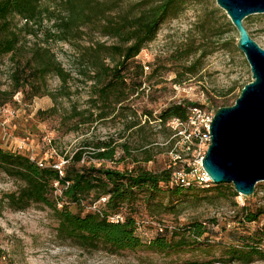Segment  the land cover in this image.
Listing matches in <instances>:
<instances>
[{
  "label": "trees",
  "instance_id": "1",
  "mask_svg": "<svg viewBox=\"0 0 264 264\" xmlns=\"http://www.w3.org/2000/svg\"><path fill=\"white\" fill-rule=\"evenodd\" d=\"M184 1L139 0L122 8L123 0H0V57L10 54L13 62L10 74L13 89L11 92L0 91V94L11 98L13 92L28 87L35 89L33 95L46 94L56 102V95L47 88L46 77L57 76L65 84L71 76L51 51L49 42H68L76 51L74 59L79 66V80L90 83L88 106L79 108L74 105L69 117L64 119L66 122L75 119L71 129L78 131L105 120L113 112L114 117L123 122L120 138L126 137L124 141L113 137H86L72 154L65 155V162L59 169L42 162L39 165L27 155L0 147V172L18 182L15 190L2 196L9 208L21 210L33 203L47 206L57 222L56 236L74 242L83 250L105 247L113 251L146 248L167 252L182 247L186 239L191 240L188 244H201L204 235L212 232L206 222L192 221L171 230L159 228L160 233L147 242L137 234V216L142 212L150 217L156 216L169 208H176L184 192L194 187L205 188L198 184L183 186L174 183L172 172L176 168L171 166L159 170L146 168L145 163L160 152L157 149L159 144L143 133L136 140L130 138L150 127L151 121H158L161 126L171 119L185 121L189 107L199 104L188 100L170 103L156 115L146 109L138 115L136 110L123 104L141 87L142 81L137 84L132 81L131 70L134 68H138V75L143 74V65L136 63L135 57L143 45L154 38L165 19L178 15ZM15 17L23 23L17 25L13 21ZM40 31L44 32L46 45L37 44L24 51L25 37L30 34L37 37ZM94 32L113 39V42L91 40L87 45L81 43L84 35ZM182 50L186 49H180V52ZM193 52L189 49L178 58H187ZM195 64L196 61L191 63L185 72L194 73ZM156 73L157 70L153 69L149 78ZM56 111L54 105L44 114L53 115ZM170 135L169 130L165 135L167 147L174 142L173 138L169 139ZM117 151L121 152L118 157ZM106 161H124L131 167L126 164L122 168L106 166ZM212 184L215 183L208 186ZM223 186L227 187L230 197L238 195L231 184H221L217 190L221 191ZM56 190L59 194H55ZM164 197L168 201L164 202ZM174 197L175 202H170ZM102 198L104 200L100 202ZM70 205L77 210L73 211ZM94 205H97L94 210L85 211L87 206ZM233 205L236 206L233 219L236 225L228 230L222 228L227 241L222 242L223 257L219 261L248 264L264 259V224L252 231L244 227L247 223L259 221L264 208L237 206L235 201ZM114 215L123 218L110 220ZM210 222L211 226L217 224L214 218ZM238 226H242L243 231H238Z\"/></svg>",
  "mask_w": 264,
  "mask_h": 264
},
{
  "label": "rangeland",
  "instance_id": "2",
  "mask_svg": "<svg viewBox=\"0 0 264 264\" xmlns=\"http://www.w3.org/2000/svg\"><path fill=\"white\" fill-rule=\"evenodd\" d=\"M136 1L139 0H123L121 7L127 8ZM180 6L178 15L165 19L159 25L154 38L145 43L135 57V62L143 65V74L138 75V68H131L134 77L132 81L136 84L142 81L141 87L123 104L136 110L138 115L144 109L156 115L170 103L183 100L196 102L215 111L222 104H233L242 85L251 80L245 56L236 47L238 33L215 0H185ZM13 21L17 25L23 23L18 17ZM244 25L249 35L264 48V14L248 15L244 19ZM43 33L40 31L37 37L27 35L22 43L23 50L27 52L37 44L46 45ZM91 40L107 44L113 42V39L94 32L84 35L81 43L87 45ZM49 47L71 77L65 84L57 76L46 77L47 88L56 95V102L46 94L33 95L35 89L30 90L28 87L13 92L11 98L7 94H0V122L8 118L5 127L0 125V147L16 150L37 162L57 166L64 164L65 155L72 154L86 137H113L124 141L126 137L120 138L123 122L114 117L113 112L105 120L97 121L88 128L83 127L78 131L71 129V123L75 119L66 122L64 118L69 117L74 105L79 108L88 106L90 82L85 84L79 80L81 77L74 59V46L64 41H51ZM183 48L186 50L180 52ZM189 49L194 52L187 58H178ZM194 61L195 72H185ZM12 68L10 54L2 55L0 91H12ZM153 69L157 73L149 78ZM4 100L7 101L1 104ZM54 105L57 107L55 114H44V111ZM150 123L151 126L139 132V135L133 134L130 137L136 140L143 133L150 135L159 144L157 149L160 152L156 153L153 160L145 163L146 168H178L180 163L173 158L179 144L178 137L173 134V127L168 122L165 126L159 125L158 121ZM169 130V139L173 138L174 142L167 147L165 135ZM129 136L127 133V138ZM120 153L117 151L116 156ZM125 164L131 167V164L124 161L105 162L106 166L117 168H122ZM221 184L228 183H219L218 186L212 184L205 188L194 187L179 197L176 208H169L153 217L144 212L137 216V234L144 242L157 236L160 233L159 228L167 227L171 230L173 227H184L192 221H204L212 228V232L204 235L200 240L201 244H188L191 240L186 239L182 247L167 252L146 248L113 251L105 247L83 250L74 242L56 236L57 222L47 206L33 203L21 210L9 208L2 196L15 190L18 182L0 172V264H240L219 261L223 257L222 244L227 241V234L222 228L228 230L236 225L233 221L236 213L233 201L237 206L264 208V181L256 184L253 194H238L234 198L227 195V187L217 190ZM55 194H59V191L56 190ZM175 198L170 202L174 203ZM102 201L101 199L100 202ZM163 201L168 199L164 197ZM96 206H87L85 211L94 210ZM70 208L77 210L74 205H70ZM212 218L217 220L214 226H211ZM262 224L264 214L259 221L247 223L244 227L252 231ZM242 228L237 227L238 231H243ZM248 264H264V259H256Z\"/></svg>",
  "mask_w": 264,
  "mask_h": 264
},
{
  "label": "water",
  "instance_id": "3",
  "mask_svg": "<svg viewBox=\"0 0 264 264\" xmlns=\"http://www.w3.org/2000/svg\"><path fill=\"white\" fill-rule=\"evenodd\" d=\"M215 2L238 33L236 47L245 56L251 80L233 104L214 112L202 166L213 183L231 184L238 194L249 196L264 181V48L249 35L244 19L264 14V0Z\"/></svg>",
  "mask_w": 264,
  "mask_h": 264
},
{
  "label": "built area",
  "instance_id": "4",
  "mask_svg": "<svg viewBox=\"0 0 264 264\" xmlns=\"http://www.w3.org/2000/svg\"><path fill=\"white\" fill-rule=\"evenodd\" d=\"M18 95V94H17ZM15 95V97H17ZM214 111L208 107L195 105L189 107L185 121L171 119L169 124L175 130V137H178L179 151L174 153V160L180 162V166L173 170L172 181L183 186L198 184L207 187L212 181L202 166V159L210 143L209 126ZM8 118L0 122L5 127ZM42 165L41 162H38ZM57 169L60 165L55 166ZM104 200V198H102ZM122 219L120 215L110 217V220Z\"/></svg>",
  "mask_w": 264,
  "mask_h": 264
}]
</instances>
